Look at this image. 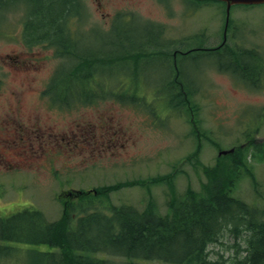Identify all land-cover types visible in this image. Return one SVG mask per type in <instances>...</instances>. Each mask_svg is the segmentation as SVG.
Segmentation results:
<instances>
[{"label":"rangeland","instance_id":"1","mask_svg":"<svg viewBox=\"0 0 264 264\" xmlns=\"http://www.w3.org/2000/svg\"><path fill=\"white\" fill-rule=\"evenodd\" d=\"M18 1L10 0L0 9V120L18 117L20 123L45 130L47 138L34 137L36 151L28 148L31 155L23 158L24 162L3 160L1 167L15 164L23 180L15 177L12 183L19 186L13 187L10 182L0 185L1 217L29 208L41 210L47 219H57L63 207L58 195L68 188L89 190L124 181L126 184L118 183L124 187L111 193L110 205L132 204L142 210L150 201L156 211L166 213L170 186L177 194L189 186L201 190L208 167L222 165L225 170L231 160L244 158L240 152L235 157L218 156L219 148L248 143V135L256 142L264 141V117L255 115L264 108V5L235 6L230 23L231 27L234 19L237 39L243 45L240 48L255 52L249 62L257 68L260 86L249 88L231 74L219 71L216 66L229 61L219 51L195 50L176 56L179 81L187 93L180 100L176 85L169 84L174 63L165 48L180 46L188 50L205 48L207 43L220 44L224 7L202 5L199 0H81L87 18L79 29L87 36V45L79 46V50L83 55L120 57L118 67L112 71L105 67L101 73L104 82L113 88L103 94L116 95L127 104L109 97L67 103L68 108L60 110L36 90L43 91L57 70L51 84L61 89L48 88V95L66 101L69 60L62 63L52 49L25 46L21 28L25 12L32 8L28 2L25 7ZM234 41L229 38L231 45ZM139 48H145V54L122 59L132 50L140 52ZM24 63L26 69H21ZM93 77L97 79L98 74ZM80 80L76 85L79 89L71 88L72 93L82 92L84 82L82 77ZM93 92L101 94L99 90ZM259 124V132L249 134ZM199 138L203 143L201 155L191 164L188 155L195 151ZM40 145L44 147L38 149ZM247 164L256 180L242 171L233 194L262 206L264 160L251 157ZM26 183L28 188H23ZM100 196L93 199L99 200ZM12 202L8 207L7 203ZM97 204L102 205L99 201L91 206ZM237 242L245 246L243 238L235 242L234 236L225 232L220 241L209 246L210 257L230 262L238 249ZM33 252L30 248L26 253H14L1 258L0 264H38V253ZM110 259L117 264L123 262L121 257ZM47 260V264H55L50 257ZM140 264L169 263L147 260Z\"/></svg>","mask_w":264,"mask_h":264},{"label":"trees","instance_id":"2","mask_svg":"<svg viewBox=\"0 0 264 264\" xmlns=\"http://www.w3.org/2000/svg\"><path fill=\"white\" fill-rule=\"evenodd\" d=\"M80 1L19 0L18 4L27 7L28 2L32 8L26 13L22 25V39L31 47L49 43L58 56L71 62L66 69L65 90L72 98L85 103L113 96L103 94L105 91L112 92L113 88L111 90V86L104 82L101 73L105 67L111 71L118 67L120 57L81 53L77 37H71V30L87 18ZM8 2L10 0H0V9ZM222 5L225 10V4ZM233 25L232 29L235 28ZM240 47L243 46L235 44L228 46L226 52H221L219 48L216 51L222 57H229L228 62L234 69H228L235 70L255 86L259 80L257 70L249 62L255 52ZM139 49L140 52L132 50L122 59H135L145 54V48ZM220 67L227 70L224 64ZM82 71L85 75H81ZM96 74L98 78L94 79ZM80 77L84 87L75 95L70 89H79L76 85L81 81ZM177 79L169 84L177 83L182 100L187 93L184 84ZM48 88L61 89L51 83ZM93 90H99L101 94ZM113 98L118 99L116 95ZM52 99L59 102L57 97L52 96ZM186 101L189 103V100ZM195 105L199 108L196 101ZM259 111L255 115L264 117V108ZM259 128L260 124L251 133L259 132ZM248 136V143L239 147L242 150L240 153L246 155L253 148L255 154L258 153L259 158L264 160V141L259 143L252 135ZM200 147L198 145V150L189 155V162L192 163L193 158L194 163L199 161ZM243 159L231 160L225 170L222 165L208 167V178L201 190L189 186L184 193L177 194L170 186L166 213L156 211L150 203L145 212L123 205L111 206V214L106 210H96L74 217L71 207L66 204L61 217L55 220L47 219L39 210L30 209L0 217V259L14 253H26L33 248V253H38L35 259L38 264H47L49 257L55 264H117L110 257H121L122 264H140L147 260L169 264H264V204L254 206L233 195L242 171L248 172L254 179ZM85 199H88V205L97 200L84 197L83 203ZM224 231L234 236L235 242L238 238L245 240L243 248L241 242L236 243L238 249L230 262L210 257L209 246L220 241ZM41 245L49 248H36Z\"/></svg>","mask_w":264,"mask_h":264},{"label":"flooded vegetation","instance_id":"3","mask_svg":"<svg viewBox=\"0 0 264 264\" xmlns=\"http://www.w3.org/2000/svg\"><path fill=\"white\" fill-rule=\"evenodd\" d=\"M221 44L218 46L220 47V51L226 52L227 43L224 45ZM7 118L8 119L4 121L0 120V168L3 164V160H6L7 158L8 160L11 158L24 162L22 159L31 155L30 153H27L28 148H31L34 153L36 151V142L34 137H38L39 139H42V137L47 138V132L45 130L39 131V128L26 125L23 122L20 123L18 117L11 116ZM22 124H24L25 127H23ZM37 134L41 135L38 136ZM41 147H44V145H40L37 148L39 149ZM13 167H15V164L11 163L9 166H5L4 169H0L5 172L3 173V176H9V170H11ZM66 196L69 198L75 197L72 192H68Z\"/></svg>","mask_w":264,"mask_h":264},{"label":"water","instance_id":"4","mask_svg":"<svg viewBox=\"0 0 264 264\" xmlns=\"http://www.w3.org/2000/svg\"><path fill=\"white\" fill-rule=\"evenodd\" d=\"M226 2L227 20L229 19L230 9L236 4H263L264 0H222ZM226 153V151H225Z\"/></svg>","mask_w":264,"mask_h":264}]
</instances>
